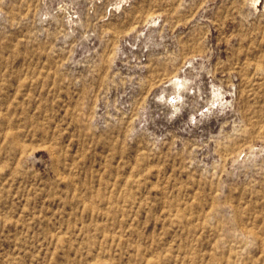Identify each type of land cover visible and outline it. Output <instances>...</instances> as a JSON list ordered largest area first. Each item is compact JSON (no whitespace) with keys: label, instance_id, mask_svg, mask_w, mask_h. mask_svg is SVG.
Instances as JSON below:
<instances>
[{"label":"rangeland","instance_id":"374dc122","mask_svg":"<svg viewBox=\"0 0 264 264\" xmlns=\"http://www.w3.org/2000/svg\"><path fill=\"white\" fill-rule=\"evenodd\" d=\"M0 264H264V0H0Z\"/></svg>","mask_w":264,"mask_h":264}]
</instances>
